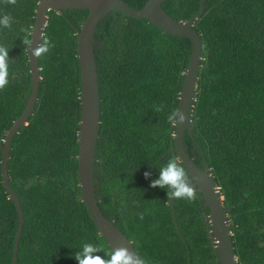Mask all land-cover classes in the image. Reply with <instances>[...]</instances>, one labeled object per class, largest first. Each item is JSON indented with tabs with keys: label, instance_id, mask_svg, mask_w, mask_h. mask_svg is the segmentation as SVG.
<instances>
[{
	"label": "trees",
	"instance_id": "1",
	"mask_svg": "<svg viewBox=\"0 0 264 264\" xmlns=\"http://www.w3.org/2000/svg\"><path fill=\"white\" fill-rule=\"evenodd\" d=\"M40 1L0 0V16L14 21L12 30L0 29L12 76L0 91V142L31 95L29 46L22 40H31ZM123 1L134 10L149 2ZM200 2L168 0L162 7L187 22ZM88 13L47 14L41 42L47 37L54 47L39 57L38 100L13 138L8 161L9 182L24 212L16 264H78L74 255L86 242L103 246L98 255L112 250L80 188L77 34ZM193 29L202 60L185 149L199 168L209 167L231 210L237 264H264V0H208ZM94 53L101 98L94 186L101 212L147 264H221L203 194L171 205L167 189L151 187L159 168L178 155L168 116L178 112L192 42L115 10L98 23ZM153 105L163 111L156 113ZM2 156L0 149V264H12L19 215L3 184Z\"/></svg>",
	"mask_w": 264,
	"mask_h": 264
},
{
	"label": "water",
	"instance_id": "2",
	"mask_svg": "<svg viewBox=\"0 0 264 264\" xmlns=\"http://www.w3.org/2000/svg\"><path fill=\"white\" fill-rule=\"evenodd\" d=\"M168 0H149L141 10L132 9L123 0H41L38 5L35 24L31 40L33 49L41 42L43 32L47 26V14L51 10H87L88 16L81 30L78 32V58L81 72V101L82 118L79 132V178L83 201L86 203L89 213L100 230L102 236L107 240L109 246L118 248L128 247L136 252L133 244L114 225L105 218L101 212L95 196L94 186V164L96 162V145L100 126V89L98 73L95 62L94 43L95 31L98 23L109 13L119 10L124 15L134 19H147L163 32L186 37L192 42V54L189 67L185 73V81L180 95L178 112L185 115L184 123H177L175 130L176 149L189 170L193 183L199 185V191L203 194L205 207L209 209L210 223L213 228L217 250L221 264H237V257L233 251L232 231L229 224L231 210L225 208L219 194L210 169L205 165L204 169L199 168L191 159L185 149L184 137L186 130H191V110L197 96V83L202 60V42L198 33L193 29L195 22L201 18L206 9L208 0H201L200 10L187 22H180L171 17L162 7ZM30 72L32 75V90L28 99L26 109L22 116L15 121L8 131L6 139L0 142L2 151L1 175L10 198L14 201L18 215L19 225L14 246L13 263L18 260L19 243L24 226V212L21 203L12 189L9 182L8 161L12 149L13 138L20 128L25 126L35 109L40 87L39 57H35L29 47ZM173 204V200H170Z\"/></svg>",
	"mask_w": 264,
	"mask_h": 264
},
{
	"label": "clouds",
	"instance_id": "3",
	"mask_svg": "<svg viewBox=\"0 0 264 264\" xmlns=\"http://www.w3.org/2000/svg\"><path fill=\"white\" fill-rule=\"evenodd\" d=\"M6 4L16 5L18 0H4ZM13 18L10 15L0 16V29L7 28L12 30ZM22 43L29 46L32 54L35 57L47 55L54 47L50 39L45 37L42 42L33 49V40L25 36ZM9 48L0 44V91H3L11 81L10 73V56ZM153 110L156 113L163 111L162 105H153ZM186 117L183 113L173 110L168 116V122L176 127L177 123H184ZM145 178L151 177V171L144 173ZM151 187H159L167 189L168 200L183 199L189 202H195L199 197V185L193 183L190 178L189 170L187 169L180 155L172 156L168 159L166 165L159 168V177L152 180ZM140 219H144V214L140 213ZM104 251L102 245L86 242L83 244L81 251L76 252L74 258L78 264H147V261L142 258L137 252L128 247L121 246L113 248L105 255H98Z\"/></svg>",
	"mask_w": 264,
	"mask_h": 264
}]
</instances>
